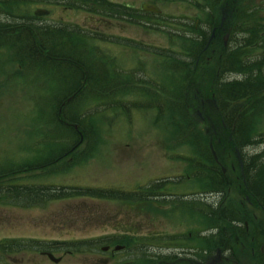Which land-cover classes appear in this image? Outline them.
<instances>
[{"label":"rangeland","instance_id":"1","mask_svg":"<svg viewBox=\"0 0 264 264\" xmlns=\"http://www.w3.org/2000/svg\"><path fill=\"white\" fill-rule=\"evenodd\" d=\"M4 1L12 3L14 0ZM31 1L19 10H12L9 5L0 6V10L7 11L0 13V28L12 26V29H16L23 24L36 28L47 25L70 27L68 24H71L81 28L80 31L97 39L91 41L93 48L82 47L83 52L91 56L90 61L100 62L99 68L105 69L107 76L114 73L120 77L116 79L114 76L113 81H108L120 85L119 88L127 93L118 95L110 91L111 87H108L109 91H104L96 88L95 84L86 85L82 96L73 101L70 111L65 110L67 105H61L60 97L68 92L62 93L60 89L59 73L46 68L53 59L44 55L34 56L36 66H32L29 64L34 62L32 57L18 61L12 50L7 47L1 50L0 172L13 168L21 172H14L7 178L0 174V185L4 183L9 187L14 183L17 186L89 188L128 193H140V190V198H147L151 204L143 207V203L130 206L71 199L26 208L18 205L19 200L16 199L17 202L11 203V197H4L2 192L0 242L36 240L57 243L55 251L49 252L63 257L61 264H121L132 258L135 260L132 264H150L149 261L155 256L162 253L167 255L163 248H168L174 233L194 232L192 238L197 241L191 240V243L198 247L201 235L202 243L206 242L210 247L206 251L207 257L211 256L208 264H228L225 258L249 264L250 247L238 220L235 223L223 217H232L235 211L245 215L247 211L238 193L241 191L240 182L231 174L230 168L243 162L246 165L254 161L259 166L264 163V144H261L264 142V106L263 100H259L261 95L254 97L259 102H245L250 108L242 117L237 115L239 119L235 120L233 126L229 125V119L224 126L220 115L218 119H213L216 116L210 104L203 107L192 104L185 112L182 101L185 98L186 104L189 97L180 96L181 91L177 90L175 99L163 89L182 87L185 75L191 78L198 72L200 77H204V73L209 75L216 66V53L212 50L204 53L203 61L193 68L196 60L192 61L189 56L193 47H190L185 32L164 30L150 24L146 28L136 27L127 22L100 26L102 21L87 15V10L65 13L58 6L38 5ZM118 1L141 8L148 0ZM160 1L163 2L160 5L164 10V19L190 16L194 20L198 16L197 8L188 0ZM261 1L264 0H258ZM41 10H50L51 13L39 16L40 20L33 19L34 14ZM151 22L160 24L162 19ZM99 27L100 30H97ZM240 34V37H244ZM119 37L123 41L121 44ZM112 38L117 40L111 41ZM23 42L25 39L20 44ZM20 44L16 48L22 49L18 51L27 53V49L24 50ZM153 52L163 55L160 56L163 59L153 56ZM107 57L112 62H108ZM249 62L242 59L234 64V68L243 73L242 78L246 74L251 77L253 72L261 69L256 63ZM216 69L217 76V66ZM225 72L227 75L224 78L221 75L219 82H231L230 78H234L233 72ZM138 89H144L146 93L138 95ZM260 91L253 89L250 94L255 95ZM217 101L224 115L244 106L243 97L232 100L220 95ZM254 107L256 109L252 110ZM76 114L78 121L72 122ZM74 125L78 128H74ZM245 125L253 132L250 136L246 132L241 135L240 130L235 132L233 138L246 145L238 149V153L216 141L214 133L227 142L230 127L236 130ZM81 135L84 138L82 146L79 144ZM65 151L72 153L66 158L61 157ZM214 154L222 160L228 171L226 175L221 172L222 176L214 178L210 174L211 168L207 162L214 158ZM30 164L33 167L28 172L25 165ZM194 168L197 170L193 171ZM251 169L252 179L248 181V186L264 198L263 169ZM156 181L169 183L168 187L173 185L170 189L157 192ZM223 183L226 185L223 186ZM150 186L156 187L150 189ZM20 203L26 204V201L21 200ZM237 232L242 240L237 237ZM158 234L160 236H156ZM113 238H120L122 242L116 244L127 248L121 253L102 252L103 248L110 246L108 240ZM82 240L93 242L94 246L88 253L59 251L62 248L59 243ZM139 245H143L142 249L138 248ZM44 254L21 253L10 258L9 263L53 264ZM141 254H145V257Z\"/></svg>","mask_w":264,"mask_h":264},{"label":"trees","instance_id":"2","mask_svg":"<svg viewBox=\"0 0 264 264\" xmlns=\"http://www.w3.org/2000/svg\"><path fill=\"white\" fill-rule=\"evenodd\" d=\"M81 2H86V0H81ZM25 4H28L26 0H14L12 1V3L5 2L4 0H0L1 7L9 5L10 6L9 8L12 10H15V9L19 10L21 6L23 7ZM0 13L4 14V13H7V11L0 10ZM127 17L134 18V16L129 15V14L127 15ZM20 18H23V17L21 16ZM19 33L20 34H17V31L15 32V30H9V28H5V29L0 28V51L7 47L9 50H12L13 53L18 57V61L20 59L22 60V58H25L27 56H29V58L32 57V60L34 61V58H33L34 56L40 57L42 55L47 56L50 59H53L54 61L50 60L51 64L48 63L46 68L54 69L55 71L59 73L61 81H58V82H59V85H61L62 93L65 89L68 92L66 93L67 95H64V94L61 95L60 97V99H62L61 105L74 95L75 92L73 94H70L72 93L71 91H73L74 89H81L84 82H86L85 87L86 85L88 86L90 84L92 85L95 84L96 88H100L101 90L103 89L104 91H107V83L109 81H108V76L105 73V69L103 70L99 68L100 62L98 63L96 61H90L91 56H88V54H85L82 49V47L93 48L92 46L94 45L91 44V41L95 42L97 40L96 38L90 35L89 36H86L84 34L82 35V33H78V34L70 33V32L65 33V32H60L59 30H56V31L50 30L48 28L44 30L42 29L28 30L27 29ZM190 33L198 36L196 38L191 39L188 37L189 35H187L188 41L191 44L190 46L193 47V52H189V56H195L199 54V50L202 47V43L200 41L199 36L203 32L192 30L190 31ZM24 39H25V42L20 44ZM19 44L22 45L24 50L27 49V53H24L23 51V53L21 54L18 51L19 49H22L21 47L18 49L16 48V47H19ZM133 48L136 49V47H133ZM158 56L163 57V55H159V54ZM29 64H31L32 66H36L35 61ZM218 67L224 68V70H227V71L228 70L232 71V68H234V64L232 63V61L228 60V61H225V63L221 65L219 64ZM216 71H217L216 66H213L211 73L207 76V81H206L207 85H206L205 91H203L201 78L198 73H196L195 76H193V78H189L188 81L185 75V77L183 78L182 87L180 86L179 88L184 89L185 84H186L188 88L196 89L193 92V95L190 98H188L187 104L189 105L194 104V101L196 102L197 98H200L203 95H206V97L209 98L215 94ZM103 74L104 76L102 77ZM68 75H70V77ZM220 84L221 83H219V85ZM59 85L57 84L58 87ZM219 87L220 86H218V89ZM227 87H229V85H226L224 87V90L225 89L227 90H225L222 93L223 96L230 97V99L232 100L238 99L237 96L233 95L232 91ZM81 92L76 96L75 99L78 100L82 96ZM182 95L184 96L183 92L180 93V96ZM55 96L56 95H54V97ZM73 101L67 104V107L65 110L70 111L71 105L74 104ZM182 103L185 106V98H183ZM76 118L78 119L77 114L72 119V122L78 121ZM231 123L232 121L230 120V124ZM228 130H229V133L227 135L232 138L235 132L237 133V130H240L241 135H244L243 133L246 132L247 136H250V133L253 132V129L247 128L246 125L241 126L236 130H233L230 127ZM226 140L227 142H222L221 146H224V148H228L232 150L234 153L236 149H240L241 147H246V145L240 143L238 139L233 138L232 141H230V139L228 138ZM261 144H263V142H261ZM205 151H206V148H205ZM207 165L210 166L211 168L210 174H212L214 178L220 175L219 174L220 171H218L219 169L212 158L207 162ZM25 166L28 172L33 167V165H25ZM248 166L249 168H253V169L254 168L258 169V167L260 168L262 167L263 172H264V163L262 166H259L253 161ZM245 167L247 168V165H245ZM196 170H197L196 168L193 169V171H196ZM14 172L18 173L21 171H19L18 168H13V169L2 170L0 174L2 175V177L7 178V177H10ZM262 176H260L261 181H263ZM8 182L12 183L13 181H7V182L5 181V183H8ZM256 182L259 183L260 182L259 179H257ZM222 185L225 186L226 184L223 183ZM149 188L151 189L153 188V186ZM66 190H70V191H66ZM2 192H3L2 195L4 197L6 196L8 198L11 197L9 198L11 203L12 201H15L14 199H16L17 201L19 200L18 205H23L26 208L42 207L43 204H46L49 202L71 200V199H88L90 201L98 200L102 202L105 201V202H112V203L116 202V203L129 204L130 206H136L140 203H143L144 206L149 207V205L151 204L150 201L146 200L147 198L142 200L139 195L140 193H136V192L128 193V192L119 191V190H102V189H89V188L88 189H81V188L56 189V188H53L52 189L51 187H46V186H17L14 183H12V185H10L9 187H6V184L2 183V185H0V193ZM21 200L26 201V204L20 203ZM227 217L228 215H224V219ZM108 241L110 244L112 243L116 244L120 242L121 239L113 238L112 240H108ZM55 244L57 243H52V242L49 243V242H43V241L41 242V241H36V240H28L25 242L21 240L2 241L0 242V264H10L9 263L10 258H14L15 255L17 256L18 254H21V253H30L31 255L35 253L53 251ZM59 244L62 245V248L59 251L70 250V251H74L77 254L88 253L90 248L94 246L92 245L93 242L91 241H69V242H63ZM141 256L144 258L145 254H141ZM149 262L150 264H155L152 260H150ZM257 262H259V264H264V256L258 255ZM129 263L132 264L134 263V261L132 260Z\"/></svg>","mask_w":264,"mask_h":264},{"label":"flooded vegetation","instance_id":"3","mask_svg":"<svg viewBox=\"0 0 264 264\" xmlns=\"http://www.w3.org/2000/svg\"><path fill=\"white\" fill-rule=\"evenodd\" d=\"M63 2H58V7L65 10L64 12H76L82 10H87L86 14L91 17H96L102 22L100 26L103 25H113V24H124L127 22V15H132L134 18L128 20L129 25L144 27L148 26L143 24L141 17L143 15L141 8H135L128 6L118 0H86V7L78 10L76 7H71L66 5V0ZM192 3L194 7L197 8L198 16L194 20L190 16H187L180 24L183 28H191V26L198 27L199 25L203 30L210 32L211 34L203 39L204 47L203 51L206 52L210 49L216 53V62L222 63L225 61H240L242 59L250 60V63H256L261 67L260 71H255L251 74V77L246 74L245 78H242L243 73L235 72V79L228 82L229 88L233 95H236L238 99H244V106L239 109L237 107L236 112L232 111L233 114L231 118L238 120L239 116L250 108V105H245V102L253 100L254 102H259L263 100L264 106V1L258 2V0H196ZM158 0H148L147 4L160 5ZM81 3L77 2L76 5ZM144 4V3H143ZM142 4V5H143ZM84 5V4H83ZM141 5V6H142ZM176 22V19L172 20ZM113 23V24H112ZM60 25H63L61 23ZM70 27L59 26L55 28H61L64 31H80L75 25L68 24ZM21 28H26L28 30L33 29L32 26L20 25ZM100 30V27L97 28ZM240 33L244 37H240ZM209 45V46H208ZM202 59V60H201ZM203 57H197V62L203 61ZM235 71V70H234ZM239 73V74H238ZM226 73L222 75L224 76ZM243 76V75H242ZM218 79H221L220 73L217 76L216 81V91L219 95L227 89H221L219 87ZM83 89V88H81ZM253 89H261L255 95L250 94ZM80 89H74L73 91L79 92ZM242 90V91H240ZM244 92H246L244 94ZM261 94V98L258 101L254 100V97ZM237 99V100H238ZM201 105H205L204 101H200ZM255 110L256 107L251 108ZM264 109V107H263ZM252 169H248V174L241 172V176L236 175V179L239 184L241 191L240 197L242 201V206L247 208L245 215L242 212L239 215L232 216L234 221L241 224L239 225L240 230L246 236L249 248L250 264L253 263L254 256L256 254H261L264 256V200H258L254 203V200L250 199L255 195L253 188L248 186V181L252 179L251 175ZM233 172H236V168H233ZM226 174V173H225ZM224 174V175H225ZM251 182V180H250ZM260 196L259 194H257ZM236 223V222H235ZM237 229V227H235ZM238 230V229H237ZM194 232H182L179 235L174 233L172 238H170V243L168 248L165 247L168 256V261L163 262L164 264H206V249L205 243H202V237L200 235L198 241V247L195 246L196 239L192 236ZM156 236H160L159 234ZM238 237V232H237ZM189 239V240H188ZM191 240L195 243H191ZM204 252V253H203ZM199 254V258L195 257ZM164 255V253H162ZM189 257V258H187ZM227 261V258H225Z\"/></svg>","mask_w":264,"mask_h":264},{"label":"bare ground","instance_id":"4","mask_svg":"<svg viewBox=\"0 0 264 264\" xmlns=\"http://www.w3.org/2000/svg\"><path fill=\"white\" fill-rule=\"evenodd\" d=\"M231 72L235 73L236 71L232 70ZM235 78H237V77L230 78V79L232 80V79H235ZM226 85H228V82L221 83L219 86L222 87L221 89H224V87H225ZM187 88H188V87H187ZM177 90H180L181 92H183L184 89L179 88V87H177V88L166 87V88L163 89V91L168 92L169 95H173V96L175 97V99H177V97H176ZM153 99H154V98H153ZM153 101H154V100H153ZM182 109L185 110V111H187V109H188L187 105H185ZM221 111H222V110H221ZM231 116H232V115L229 114V115H227L226 117H227L228 119H230V120L233 122L234 119H233V117L231 118ZM216 118H219V116H216ZM220 118H221L222 120H224V118H222V117H220ZM214 135H215V133H214Z\"/></svg>","mask_w":264,"mask_h":264},{"label":"water","instance_id":"5","mask_svg":"<svg viewBox=\"0 0 264 264\" xmlns=\"http://www.w3.org/2000/svg\"><path fill=\"white\" fill-rule=\"evenodd\" d=\"M144 9L147 10V11L159 13V11L156 8L151 7V6L144 7ZM116 250H120V248H117ZM47 255L54 263L58 264L60 262V260L59 259H55L53 255H51V254H47Z\"/></svg>","mask_w":264,"mask_h":264}]
</instances>
